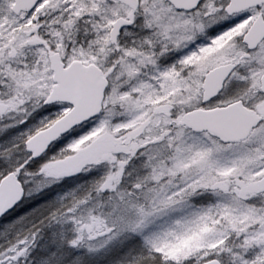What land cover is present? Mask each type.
<instances>
[{
  "label": "snow or ice",
  "instance_id": "snow-or-ice-1",
  "mask_svg": "<svg viewBox=\"0 0 264 264\" xmlns=\"http://www.w3.org/2000/svg\"><path fill=\"white\" fill-rule=\"evenodd\" d=\"M0 264H264V0H0Z\"/></svg>",
  "mask_w": 264,
  "mask_h": 264
}]
</instances>
